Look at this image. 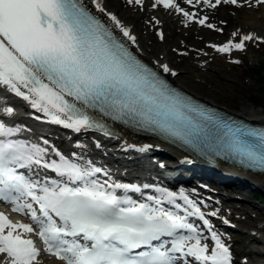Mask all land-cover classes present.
Here are the masks:
<instances>
[{"label":"snow or ice","instance_id":"6c2138e0","mask_svg":"<svg viewBox=\"0 0 264 264\" xmlns=\"http://www.w3.org/2000/svg\"><path fill=\"white\" fill-rule=\"evenodd\" d=\"M184 2L193 8L254 6L252 0ZM90 3L95 12L84 0H0V90L42 113L48 123L76 133L92 130L118 138L104 122L107 118L177 137L199 154L204 152L194 142L196 129L224 127L239 163L264 170V132L233 129L174 88L161 73H180L160 62L165 57L153 62L155 68L145 63L137 55L132 28L108 10L105 0ZM124 4L141 12L162 7L169 14H182L186 27L195 23L223 31L207 15L185 10L178 0ZM255 5L264 6V0H255ZM145 23L159 41L166 40L159 18L149 17ZM231 36L226 43L207 46L230 54L245 51L247 42L264 43L254 33L237 30ZM172 51L189 55L187 50ZM17 115L0 101V203L30 222H13L0 212V264H42L44 256L60 264H233L230 247L183 190L113 181L83 156H66L43 137L39 142L23 138L30 129L7 122ZM194 116L202 123H194ZM127 147L144 152L151 146ZM149 188L156 194L146 195L143 190ZM190 217L202 221L210 237Z\"/></svg>","mask_w":264,"mask_h":264},{"label":"rangeland","instance_id":"374dc122","mask_svg":"<svg viewBox=\"0 0 264 264\" xmlns=\"http://www.w3.org/2000/svg\"><path fill=\"white\" fill-rule=\"evenodd\" d=\"M130 8L131 10H137ZM263 9L264 6L256 14L262 15L264 13ZM161 10L165 11V14L170 15L163 8ZM143 12L146 14H159L158 10H152L151 8ZM247 12L252 13V10L248 9ZM242 15L243 17H249L247 13ZM146 20L148 18L143 17L141 22L144 27L147 26ZM244 21L248 20L244 19ZM181 28L185 30L191 29L195 34L203 30H210L195 23H191L189 28L185 26ZM147 34L153 39V44H157L161 52L166 54L167 50H164L163 43L156 38L151 27L148 28ZM198 43L200 42L198 41ZM174 48L180 51L186 50L178 45ZM205 50L212 54L195 53L187 57H181L174 53L173 55L168 54V59L165 58L160 61L167 62L170 66L176 68L180 73L177 83L197 97L216 104L222 109L230 110L235 114L246 113L243 110L244 108L264 114V43L259 41L248 42L245 51L225 53L223 57L217 55L213 48L208 47ZM235 60H239L240 63H233L232 61ZM233 191V189H230L225 193L230 196ZM221 192L224 191H218V193ZM236 194L240 198L248 200L256 198L253 197V192L249 191V189L242 190L240 194ZM219 195L222 196L216 193H213L212 196L222 200L223 198ZM258 200L260 202L259 206L256 202L237 201L234 199L224 200V203L218 205V207L223 208L221 213L227 215L232 226L236 228V230L226 231L224 235L225 238L229 239L230 245L240 252L239 254L233 253V257L241 262L248 261L246 264L264 260V256L247 254V252L257 249L260 245L254 238L257 237L258 240H264V197H260ZM252 232L257 234L254 235ZM206 242L209 243L210 247L212 246L210 241Z\"/></svg>","mask_w":264,"mask_h":264},{"label":"bare ground","instance_id":"6f19581e","mask_svg":"<svg viewBox=\"0 0 264 264\" xmlns=\"http://www.w3.org/2000/svg\"><path fill=\"white\" fill-rule=\"evenodd\" d=\"M85 4L89 6V8L92 9L93 12H95L94 7L91 5L90 0H84ZM178 2L181 3V6L185 8L187 11L196 12L198 15H207L209 17V20L211 23L215 24L217 27L222 28V32H216V31H200L196 34L193 30L188 29L185 30L181 28L182 26H185L184 17L182 14L172 13L170 15L165 14L161 8L157 9L159 11V14H146L144 12L137 10H131L130 7L125 6L124 0H105V4L109 11L114 12L125 24H127L129 27L132 28L133 33L137 36L138 43H139V50L137 51V55L140 56L143 60H145L147 63L152 65L153 67H156V65L153 63L154 61H157L160 57H165L168 59V54L173 55L174 52L172 49L178 45L186 49L189 53L195 54V53H207V55L212 54L205 49L208 48L207 45L209 44H217L221 45L223 43H226L230 38H232L231 34L237 30L240 31L241 34H248V33H254L256 36L264 37V13L262 15H257V11H260V8L262 9V6L255 5V0H252L253 7H248L245 5L244 7H236L232 5H220L216 9L207 8L203 5H198L197 8H193L191 5H188L184 2V0H178ZM241 3H243V0H241ZM126 9V11H124ZM248 9L252 10V13L247 12ZM165 10V9H164ZM264 10V9H263ZM169 12L168 10H166ZM247 13L249 17H243L242 14ZM99 15V14H98ZM235 17H234V16ZM155 16L159 18L163 22V31L166 36V40L163 43L164 50H167V53L161 52L160 47L157 44H153V39L148 36V28L151 26L147 25L146 27L142 26L141 22L143 17H146L149 19V17ZM106 19V18H104ZM244 19L248 21H244ZM223 22V23H222ZM190 24H188L187 28L190 27ZM186 27V26H185ZM198 41L200 43H198ZM248 43V42H247ZM206 47V48H204ZM182 48V49H183ZM135 50V49H134ZM163 51V50H162ZM215 53L219 56H224L225 53H219L214 50ZM234 53H237L235 50ZM232 52V53H233ZM163 53V54H162ZM228 54V53H226ZM161 63H167L162 62ZM169 64V63H168ZM170 65V64H169ZM172 67L174 70H177L176 68ZM165 77H167L171 83H173L175 86L179 87L180 89H183L178 83V77H173L168 74L162 73ZM244 115L248 117H252L254 121L256 122H263L264 123V114L259 111H252L247 108L243 109ZM264 110V108H263ZM38 115H42V113H37ZM73 130L70 129V132ZM111 132L115 133V135L118 138H113L109 136L108 138L113 141V145H117L120 148L127 149V145H135L137 148L144 146V145H153L158 140H153L151 138H146L144 136L132 133L128 130H126L123 127H120L116 124L112 125ZM101 135V134H100ZM103 136V134L101 135ZM104 137V136H103ZM151 148V147H150ZM167 149H172V147L167 146ZM129 149H135V148H129ZM252 179V182L256 181L258 185L264 188V176L260 175L259 173H252L250 176ZM229 178V177H228ZM234 179V178H232ZM235 180V179H234ZM237 181V180H236ZM235 182V181H234ZM255 182V183H256ZM245 184H248L244 182ZM180 183L173 184V187L176 189H180L185 191V186H180ZM235 185V184H233ZM231 186V185H230ZM169 187V186H168ZM221 195H226V193H216ZM229 195V194H228ZM220 196V195H219ZM210 198H212V195H210ZM216 199V198H215ZM218 200V199H217ZM0 212L5 213L9 216V218L13 222H23V223H29L30 220L18 213L12 212L11 208H5L4 210H1ZM212 226H215L213 223ZM215 229L214 227H212ZM261 229L262 227H256ZM224 243L231 247L229 239L224 237L223 233H218ZM253 234V232H252ZM257 238V237H256ZM256 240L260 243L257 249L264 250V240ZM253 239V238H252ZM238 240V239H237ZM253 241V240H251ZM37 245L41 246V243L39 240H37ZM231 251V249H230ZM242 252V251H241ZM232 253V251H231ZM256 253V252H255ZM233 255V254H232ZM44 256L43 258H45ZM42 258V259H43ZM234 258V257H233ZM235 259V258H234ZM262 261V260H261ZM261 261H255L251 262V264H264V260ZM248 261L241 262L239 264H246ZM235 263V260H233V264ZM43 264V263H42Z\"/></svg>","mask_w":264,"mask_h":264},{"label":"water","instance_id":"95a60500","mask_svg":"<svg viewBox=\"0 0 264 264\" xmlns=\"http://www.w3.org/2000/svg\"><path fill=\"white\" fill-rule=\"evenodd\" d=\"M160 155H169L167 151H161ZM178 165H179V170H187L186 174L189 175L188 173L190 172H206L210 171L212 174H214L215 177L223 179V180H237L240 183L246 182L242 178H240L237 174L234 172H231V170L227 168H216L212 163L210 162H192V161H187V160H178ZM182 173V172H181ZM186 174H183L184 176H187ZM213 176V175H212ZM229 177V178H228ZM234 178V179H232Z\"/></svg>","mask_w":264,"mask_h":264}]
</instances>
